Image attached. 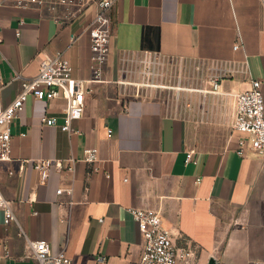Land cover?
<instances>
[{"label":"crops","instance_id":"obj_1","mask_svg":"<svg viewBox=\"0 0 264 264\" xmlns=\"http://www.w3.org/2000/svg\"><path fill=\"white\" fill-rule=\"evenodd\" d=\"M95 11L89 4L62 22L61 6L0 0L2 105L57 51L74 78L92 77L88 25ZM110 15L103 81L85 84L91 91L71 131L42 122L62 121L61 96H28L10 122L0 191L16 221L4 223L0 211V264H33L19 228L47 240L52 252L63 250L72 264H138L143 237L128 208L157 211L176 246L194 251L190 264H264V156L238 155L233 129L237 92L259 80L264 100V0H115ZM142 52L199 68L193 76L200 89L178 96L175 113L128 94L121 57ZM89 147L98 149L93 165L82 159ZM188 149L195 163L185 162ZM41 158L61 159L64 169L51 168L41 182L33 165Z\"/></svg>","mask_w":264,"mask_h":264},{"label":"built area","instance_id":"obj_2","mask_svg":"<svg viewBox=\"0 0 264 264\" xmlns=\"http://www.w3.org/2000/svg\"><path fill=\"white\" fill-rule=\"evenodd\" d=\"M21 8L29 5L47 6L53 10L58 6L64 8L65 13L59 19L68 22L80 15L89 4L96 7L94 16L88 25L90 38V61L92 77L81 80L72 76V67L64 57L63 52L57 51L51 56L44 57L38 72L31 78H21L20 90L16 97L7 105H2L0 98V161L9 160L11 157V132L10 122L23 109L28 96L36 99L50 100L63 97L66 106L63 111L62 121L57 123L54 117H43L42 122L48 126H58L62 131H71V122L79 119L84 112L85 94L91 91L86 87L87 82L103 81V74L109 54V44L112 37V20L110 12L115 0H11ZM237 44L234 48H237ZM1 80V77H0ZM218 79H211V92L218 89ZM233 129L240 133L237 140L236 152L244 156L251 151L264 156V100L261 91V82L252 79L250 86L235 94V116ZM82 159L94 164L98 159V149L89 147L83 150ZM68 170L73 169L74 160L67 159ZM186 163L196 162V152L188 149L185 153ZM38 171L40 181L44 182L51 168L58 171L64 169L61 159H37L33 162ZM94 169V167H93ZM70 189L58 188L57 194L63 192L70 194ZM0 211L4 223L16 221L10 202L0 191ZM132 219L143 237V250L138 264H190L194 251L187 246L177 247L170 232L162 225L160 215L152 209L128 208ZM18 235L25 238L28 251L33 259V264H72V259L60 250L52 252L50 244L45 239H30L22 228ZM100 261L104 257H99Z\"/></svg>","mask_w":264,"mask_h":264},{"label":"rangeland","instance_id":"obj_3","mask_svg":"<svg viewBox=\"0 0 264 264\" xmlns=\"http://www.w3.org/2000/svg\"><path fill=\"white\" fill-rule=\"evenodd\" d=\"M121 63L124 86L130 96L162 101L174 113L178 96H188L200 89L193 76L199 68L191 63L145 52L123 54Z\"/></svg>","mask_w":264,"mask_h":264}]
</instances>
